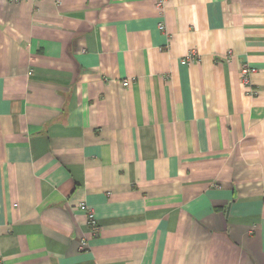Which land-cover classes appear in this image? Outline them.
I'll return each instance as SVG.
<instances>
[{
    "label": "crops",
    "instance_id": "obj_1",
    "mask_svg": "<svg viewBox=\"0 0 264 264\" xmlns=\"http://www.w3.org/2000/svg\"><path fill=\"white\" fill-rule=\"evenodd\" d=\"M0 264H264V0H0Z\"/></svg>",
    "mask_w": 264,
    "mask_h": 264
},
{
    "label": "built area",
    "instance_id": "obj_2",
    "mask_svg": "<svg viewBox=\"0 0 264 264\" xmlns=\"http://www.w3.org/2000/svg\"><path fill=\"white\" fill-rule=\"evenodd\" d=\"M156 5L157 7L161 10L162 9V5H163V0H156ZM159 27L160 29L164 28V25L162 23H159ZM194 59L193 55L189 54L188 57L186 59H184L185 61H192ZM254 69L252 67H250L249 65H243L240 69V73H241V79L244 83L248 82V77L250 75L251 72H253ZM126 84V81L124 82ZM86 212H87V219H88V223L91 226L92 229H97V225H96V217L93 213V210L89 207L86 206H82Z\"/></svg>",
    "mask_w": 264,
    "mask_h": 264
}]
</instances>
